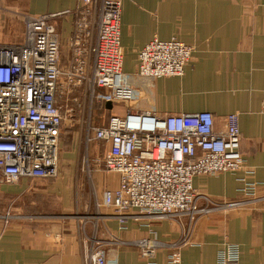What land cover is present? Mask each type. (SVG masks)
I'll return each mask as SVG.
<instances>
[{"label": "crops", "instance_id": "1", "mask_svg": "<svg viewBox=\"0 0 264 264\" xmlns=\"http://www.w3.org/2000/svg\"><path fill=\"white\" fill-rule=\"evenodd\" d=\"M0 42L24 41V15L76 10L83 0H0ZM78 32L75 16L65 15L56 25L60 33V64L73 65L76 44L90 54L92 18ZM154 37H176L193 48L184 74L161 78L136 77L139 51ZM123 70L133 76L140 99L128 108L158 114L210 111L222 130L227 115H239L242 151L254 171L248 181L264 195V0H124L121 20ZM110 118V116H109ZM107 119L106 123L108 124ZM107 145V144H106ZM108 149V145H107ZM107 151V150H106ZM96 154L93 153V155ZM106 154V152H105ZM104 154V156H105ZM73 154L62 151L57 178L21 177L3 181L0 173V264H85L79 223L72 218L76 166ZM72 159V160H71ZM104 159V157H103ZM106 171V170H105ZM98 174V173H97ZM243 171L198 175L194 187L216 200L244 198ZM99 190L119 186V174L97 175ZM9 212L18 218L4 219ZM113 213V212H112ZM105 234L113 241L106 247L112 264H217L226 242L241 247L240 264H264V200L245 208H226L201 216L190 241L180 246V262L173 263V248L161 245L144 255L135 242L146 239L170 244L181 239L186 219L142 216L122 224L105 222Z\"/></svg>", "mask_w": 264, "mask_h": 264}, {"label": "built area", "instance_id": "2", "mask_svg": "<svg viewBox=\"0 0 264 264\" xmlns=\"http://www.w3.org/2000/svg\"><path fill=\"white\" fill-rule=\"evenodd\" d=\"M124 0H83L76 10L24 15V41L0 42V173L3 181L21 177L55 178L59 174V144L62 114L56 101L62 77L69 86L81 89L84 104L89 98L107 102L135 103L141 92L133 76L123 70L121 20ZM2 6L0 3V12ZM75 16L76 34L85 31L92 18L94 40L90 54L76 44L73 65L60 64V33L57 21ZM193 48L180 39L154 37L138 54L136 77L161 78L184 74ZM83 104V105H84ZM88 141L105 142L104 168L119 174V186L106 190L102 204L122 224L142 216L186 219L180 240L170 244L143 239L135 242L144 255L155 248H173V263L180 262V246L190 241L198 219L217 210L245 208L264 200L258 184L248 181L254 171L242 151L239 115H227L224 128H216L210 111L158 114L134 111L113 114L107 125L92 126ZM243 171L244 198L221 201L200 194L194 187L198 175ZM4 219L18 218L7 212ZM110 217V218H111ZM86 239V238H85ZM111 242L96 235L83 247L85 264H112L106 247ZM241 247L226 242L218 251L217 264H240Z\"/></svg>", "mask_w": 264, "mask_h": 264}, {"label": "rangeland", "instance_id": "3", "mask_svg": "<svg viewBox=\"0 0 264 264\" xmlns=\"http://www.w3.org/2000/svg\"><path fill=\"white\" fill-rule=\"evenodd\" d=\"M88 100L89 98L84 104L82 90L72 88L66 78H61L56 92V101L62 114L58 148L59 173L61 152L64 150L73 154L72 159L76 164L73 169L76 206L71 217L79 223L81 238L87 239L96 235L103 240H111L110 236L105 234L104 226L113 211L103 206L102 193L97 180L98 174L107 172L103 164L107 145L105 142L88 141V138L92 133V126L106 123L112 112L111 109H105L101 100L92 99L91 104ZM127 107H129L128 103L117 102L114 103L113 110L123 113ZM95 150L96 154L93 155Z\"/></svg>", "mask_w": 264, "mask_h": 264}, {"label": "water", "instance_id": "4", "mask_svg": "<svg viewBox=\"0 0 264 264\" xmlns=\"http://www.w3.org/2000/svg\"><path fill=\"white\" fill-rule=\"evenodd\" d=\"M106 106H107L108 109H110V108H112V103L111 102H107Z\"/></svg>", "mask_w": 264, "mask_h": 264}]
</instances>
